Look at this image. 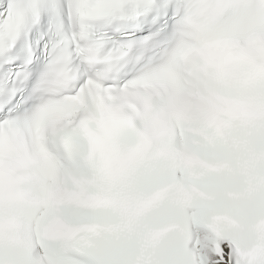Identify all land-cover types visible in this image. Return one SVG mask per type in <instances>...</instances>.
Segmentation results:
<instances>
[{"label":"snow or ice","instance_id":"snow-or-ice-1","mask_svg":"<svg viewBox=\"0 0 264 264\" xmlns=\"http://www.w3.org/2000/svg\"><path fill=\"white\" fill-rule=\"evenodd\" d=\"M0 264H264V0H0Z\"/></svg>","mask_w":264,"mask_h":264}]
</instances>
